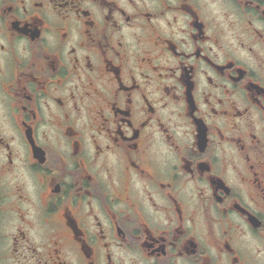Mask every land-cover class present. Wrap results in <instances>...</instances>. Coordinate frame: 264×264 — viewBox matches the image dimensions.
<instances>
[{
	"label": "flooded vegetation",
	"instance_id": "af4514ba",
	"mask_svg": "<svg viewBox=\"0 0 264 264\" xmlns=\"http://www.w3.org/2000/svg\"><path fill=\"white\" fill-rule=\"evenodd\" d=\"M0 264H264V0H0Z\"/></svg>",
	"mask_w": 264,
	"mask_h": 264
}]
</instances>
